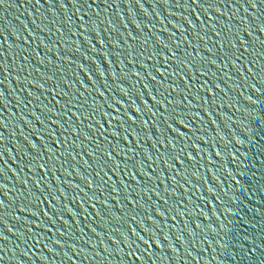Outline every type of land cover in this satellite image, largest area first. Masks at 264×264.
Segmentation results:
<instances>
[{"label":"snow or ice","instance_id":"1","mask_svg":"<svg viewBox=\"0 0 264 264\" xmlns=\"http://www.w3.org/2000/svg\"><path fill=\"white\" fill-rule=\"evenodd\" d=\"M193 2H195V0H193Z\"/></svg>","mask_w":264,"mask_h":264}]
</instances>
